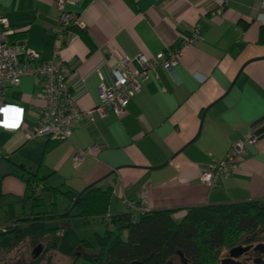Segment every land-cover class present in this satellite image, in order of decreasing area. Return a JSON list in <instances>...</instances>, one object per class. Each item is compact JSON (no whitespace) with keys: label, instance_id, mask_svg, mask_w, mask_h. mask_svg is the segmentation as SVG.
I'll list each match as a JSON object with an SVG mask.
<instances>
[{"label":"crops","instance_id":"crops-1","mask_svg":"<svg viewBox=\"0 0 264 264\" xmlns=\"http://www.w3.org/2000/svg\"><path fill=\"white\" fill-rule=\"evenodd\" d=\"M262 2L227 0L214 14V0H80L68 5L84 20L85 36L65 38L59 54L66 63V86L82 110L99 103L101 83L112 84L115 58L128 56V66L140 69L139 55L153 59L180 47L195 26L200 37L183 48L171 71L160 63L149 68L123 113L108 109L105 116L79 121L69 139L26 142L20 132L0 129V230L11 211L22 210L15 201L24 195L19 176L26 170L38 172L48 186L74 192L90 185L110 188L106 217L170 209L180 218L192 206L264 202ZM0 8L17 31L14 43L44 59L51 56L55 0H0ZM19 85L23 92L15 91L19 97L13 93L9 99L25 108L32 124L42 101L33 78L23 77ZM248 134L255 142L247 145L239 168L216 179L213 187L205 184L202 175L210 162ZM89 148L74 165L77 149ZM124 198L135 208H128Z\"/></svg>","mask_w":264,"mask_h":264},{"label":"trees","instance_id":"trees-1","mask_svg":"<svg viewBox=\"0 0 264 264\" xmlns=\"http://www.w3.org/2000/svg\"><path fill=\"white\" fill-rule=\"evenodd\" d=\"M84 37V29H74ZM17 31L11 37L13 38ZM264 41V26L260 30ZM11 97L18 98L14 93ZM25 185L24 195L16 199L20 212L11 211L4 231L0 230V251H11L25 238L33 243L49 238L48 249L73 257L71 264L81 260L89 264H216L223 246L264 244V202L258 200L192 206L180 218L174 210L115 213L106 217L111 189L90 185L80 192L45 184L38 172L25 171L19 176ZM2 175H0V182ZM53 198L61 194L69 205L58 211L46 205L43 193ZM3 197L0 189V199ZM10 206L13 203H9ZM27 208V210L25 209ZM99 218L104 232H94V243L78 238L71 222L89 223ZM54 222L53 227L47 226ZM40 254V253H39ZM39 254L29 264H39Z\"/></svg>","mask_w":264,"mask_h":264},{"label":"built area","instance_id":"built-area-1","mask_svg":"<svg viewBox=\"0 0 264 264\" xmlns=\"http://www.w3.org/2000/svg\"><path fill=\"white\" fill-rule=\"evenodd\" d=\"M79 1L55 0L58 10L57 26L54 29L52 54L46 59L42 58L39 52L22 48L11 40L16 30L7 22L0 8V129L20 132L26 142L39 137L50 140L69 139L76 123L82 120L92 121L95 115L105 116L108 109L115 115H120L124 112L127 101L140 90L142 81L148 76L149 68L160 63L171 71L177 65L183 48L193 45L200 37L199 28L195 26L180 47L158 52L153 59L139 55L137 62L140 69H131L128 66L130 60L128 56L115 58L110 65L112 84L105 86L101 83L99 103L91 109L82 110L77 107L73 94L66 86V63L59 54L64 39L77 35L74 29L86 27L80 14L66 8ZM214 2L216 8L211 12L212 14L220 12L227 0H214ZM27 76L35 80V94L42 101L32 124L25 120V108L7 97L9 89L20 84L21 79ZM79 81L83 82L84 77ZM254 142V135L248 134L231 144L221 159L210 162L202 175V181L213 187L216 179L229 177L239 168L246 154L247 145ZM90 151L91 148L77 149L72 158L73 164L78 165ZM124 202L128 208H135L126 198ZM4 230L2 228V231Z\"/></svg>","mask_w":264,"mask_h":264},{"label":"rangeland","instance_id":"rangeland-1","mask_svg":"<svg viewBox=\"0 0 264 264\" xmlns=\"http://www.w3.org/2000/svg\"><path fill=\"white\" fill-rule=\"evenodd\" d=\"M15 91H22V85L13 86L7 92V97L9 98ZM26 120V119H25ZM1 132V131H0ZM8 132V131H7ZM3 140L0 137V144ZM34 167V166H32ZM18 173H21L18 170ZM46 205L42 210H49L52 208L51 202H56L58 211H62L67 205V201L63 198L61 194H57L53 198L48 193L42 194ZM27 210V208L25 207ZM47 226L53 227L54 222H48ZM71 227L78 238H84L94 243V232L102 234L104 232V225L99 221H90L89 223H83L80 220L71 222ZM49 236L41 240L40 246L41 251L39 254L40 262L39 264H71L73 257H67L61 255L58 251L53 249H48L49 246ZM264 242V241H262ZM38 245V243H33L30 238H25L22 240L15 248L11 251H0V264H29L32 259V250ZM228 248L221 247L218 251V261L219 258L227 253ZM78 264H89L88 262L81 260ZM217 264V263H216Z\"/></svg>","mask_w":264,"mask_h":264},{"label":"flooded vegetation","instance_id":"flooded-vegetation-1","mask_svg":"<svg viewBox=\"0 0 264 264\" xmlns=\"http://www.w3.org/2000/svg\"><path fill=\"white\" fill-rule=\"evenodd\" d=\"M236 246H249V248L235 257V262L239 264H264V246L257 247L255 244L242 243L229 247L227 253L219 258L217 264H219L222 259H228L230 257V249Z\"/></svg>","mask_w":264,"mask_h":264},{"label":"water","instance_id":"water-1","mask_svg":"<svg viewBox=\"0 0 264 264\" xmlns=\"http://www.w3.org/2000/svg\"><path fill=\"white\" fill-rule=\"evenodd\" d=\"M81 193V192H80ZM264 246V244H258L257 247ZM249 246H236L230 249L229 254L230 257L228 259H222L219 264H239L234 261V258L237 257L240 253L247 250ZM41 251V246L37 245L33 250L32 253L34 256H37Z\"/></svg>","mask_w":264,"mask_h":264}]
</instances>
